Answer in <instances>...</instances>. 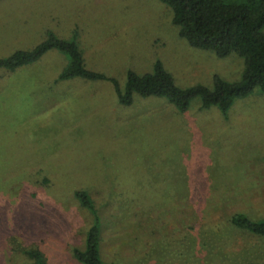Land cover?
I'll use <instances>...</instances> for the list:
<instances>
[{
  "label": "rangeland",
  "instance_id": "1",
  "mask_svg": "<svg viewBox=\"0 0 264 264\" xmlns=\"http://www.w3.org/2000/svg\"><path fill=\"white\" fill-rule=\"evenodd\" d=\"M50 32L122 86L129 70L151 72L157 60L181 87L238 81L245 69L236 53L190 46L160 0H0V58ZM68 63L53 49L0 70V264H33L38 249L47 264H79L73 250L94 214L78 190L100 214L107 261L264 264V242L225 223L235 212L264 218L262 90L226 113L199 99L185 112L162 98L124 105L110 81H60ZM206 222L220 226L209 250Z\"/></svg>",
  "mask_w": 264,
  "mask_h": 264
},
{
  "label": "trees",
  "instance_id": "2",
  "mask_svg": "<svg viewBox=\"0 0 264 264\" xmlns=\"http://www.w3.org/2000/svg\"><path fill=\"white\" fill-rule=\"evenodd\" d=\"M160 1L172 9L179 35L190 46L212 51L219 58L233 53L243 57L245 69L241 79L231 82L215 75L213 87L203 84L181 87L164 63L157 60L151 72L140 74L129 70L125 86H122L116 77L87 68L83 52L75 40L63 39L53 32L32 49H19L8 57L0 58V70H18L57 49L69 56L68 65L59 75L60 81H110L118 101L124 105L132 104L138 96L162 98L181 112L187 111L194 99H199L203 109L216 106L226 113L237 99L250 96L256 88L264 93V0ZM76 196L81 205L94 214V222L87 231L84 248L73 250L74 258L79 264H122L119 260L107 261L102 257V220L90 194L86 190H78ZM225 223L230 232L264 242V218L254 219L246 213L235 212L225 217ZM219 227L212 222L204 224L206 249L213 246ZM29 256L33 264H47L39 249L30 251Z\"/></svg>",
  "mask_w": 264,
  "mask_h": 264
}]
</instances>
